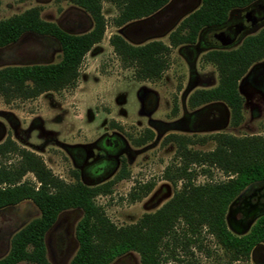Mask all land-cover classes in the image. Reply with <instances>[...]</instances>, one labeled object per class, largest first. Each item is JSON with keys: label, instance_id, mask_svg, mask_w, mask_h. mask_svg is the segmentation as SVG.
<instances>
[{"label": "rangeland", "instance_id": "obj_1", "mask_svg": "<svg viewBox=\"0 0 264 264\" xmlns=\"http://www.w3.org/2000/svg\"><path fill=\"white\" fill-rule=\"evenodd\" d=\"M199 6L200 0H170L151 17L118 28L113 24L117 8L102 1L106 21L104 36L84 56L74 87L47 91L34 98L6 100L0 94V144L10 142L9 153L0 157V164L16 165L20 157L11 149H23L38 155L52 175L66 184H73L76 176L89 187L113 182L110 192L96 196L95 203L116 227L135 225L169 202L186 183V179L175 176L180 168L187 167L194 186L233 178L213 165L186 166L177 145L167 138L182 137L188 141L185 143L187 151L209 153L215 149L213 137L218 134L264 137V58L252 64L237 83L243 100L238 125L231 124L229 109L222 102L195 108L188 105L194 91L212 89L218 84L216 68L204 62L203 55L212 49L238 47L245 37L264 28V22L226 47L210 43L214 28L201 29L194 44L170 50L168 67L158 80H137L134 67L123 62L108 42L110 36L119 35L135 47L152 41L168 45L169 34ZM31 8L39 10L43 21L54 23L69 34L81 35L93 26L90 16L67 0H0V21ZM241 10H232L227 21L234 12L243 14ZM200 37L203 38L201 43ZM60 58V45L55 39L26 33L16 42L0 48V69L53 65ZM105 132L122 137L129 146L124 152L131 156L124 179L116 180L121 173L118 170L101 179H95L90 173L81 174L73 162V156L80 159L79 154L73 152L72 156L71 149H65L74 144L87 145ZM149 133L152 138L141 146L135 147L131 142ZM21 181L38 185L30 172ZM150 185L149 191L142 194ZM261 187L264 182L249 185V190L246 188L228 207L225 223L233 235L242 236L252 226H240L244 220L242 212L248 208L246 202L254 203L250 196ZM263 213L264 209L258 216ZM38 215L31 201L0 209V259L7 254L13 234ZM81 216L78 209L65 210L47 232L46 257L50 264L70 263L77 250L75 228ZM173 231L175 233L164 239L160 247L166 259L162 264H264V245L255 247L247 260L232 261L229 252L205 227L191 236L180 220ZM110 264H140V255L131 251Z\"/></svg>", "mask_w": 264, "mask_h": 264}, {"label": "trees", "instance_id": "obj_2", "mask_svg": "<svg viewBox=\"0 0 264 264\" xmlns=\"http://www.w3.org/2000/svg\"><path fill=\"white\" fill-rule=\"evenodd\" d=\"M86 12L93 23L92 29L81 35L69 34L56 24L43 21L37 8L0 21V48L16 42L26 33L55 39L61 58L53 65L5 67L0 69V94L6 100L14 97L34 98L47 91L74 87L79 76V66L89 50L101 42L106 29L102 14V1L113 4L117 10L115 27L151 17L162 10L170 0H67ZM259 0H200L197 10L186 16L169 34L168 45L152 41L142 46H132L121 36L112 35L109 45L123 62L135 69L137 80H158L168 67L170 50L180 45H191L203 28L222 26L229 13L245 9ZM264 58V28L257 34L245 37L234 49H212L202 60L213 65L218 73V84L207 90L194 91L188 98L191 108L212 102H222L230 112L231 124L242 119L243 100L237 83L250 66ZM152 138L149 133L141 139L143 144ZM177 145L179 156L189 164L213 165L234 177L225 182L194 186L187 167L176 170L177 179H186L179 192L159 211L144 216L137 224L116 227L95 203L99 194H107L113 182L89 187L75 177L66 184L54 177L42 160L25 150H14L20 161L13 166L0 164V209L31 201L39 215L30 220L10 240L7 254L0 264H50L46 257L45 236L59 214L68 209H78L82 216L75 228L77 250L69 264H110L128 252L140 255V264H162L160 247L174 234V226L183 221L191 236L205 227L217 243L231 255L232 261H245L251 251L264 245V213L249 231L235 236L228 231L225 215L230 204L251 184L264 182V137H234L218 134L213 137L215 149L209 153L187 151L186 139L171 135L167 138ZM9 140L0 144V157L9 153ZM30 172L37 186L22 177ZM127 177L119 173L116 180ZM151 185L142 194L147 193Z\"/></svg>", "mask_w": 264, "mask_h": 264}, {"label": "flooded vegetation", "instance_id": "obj_3", "mask_svg": "<svg viewBox=\"0 0 264 264\" xmlns=\"http://www.w3.org/2000/svg\"><path fill=\"white\" fill-rule=\"evenodd\" d=\"M261 2H264V0L253 3L249 7L242 9L241 11L243 12V14L241 15V12L232 13L230 20L226 21L220 27H214L215 32L213 34L223 32L229 28H235L236 31L235 39L233 41L234 43L248 30L256 28L264 22V20H260L253 26H247L244 21L245 13L250 9L254 8L255 6L263 4ZM213 34L211 35V38ZM200 36H202V34ZM202 39L203 38L200 37V43L202 42ZM210 43H212L211 40ZM131 142H133V145L135 147L142 145L141 139H134L133 141L131 140ZM128 148L129 146L125 139L114 133L107 134L106 132L102 133L97 139L87 145L74 144L70 147H65V149H71V155L73 152L79 154V160H76V158H74V156L72 155L73 162L77 167L76 169L81 174H92L94 177H96L95 179H101L106 175L111 174L117 170L121 173L126 172V163L129 159H131V156L129 154H124V152H126ZM247 190H249V188H247ZM250 197L253 199L254 203H245V206H248V208L244 212H242V215L244 217V220L240 222V226L242 228L246 227L248 223L252 220H254V224V222L260 216H258V213L262 209H264V187L257 189Z\"/></svg>", "mask_w": 264, "mask_h": 264}, {"label": "water", "instance_id": "obj_4", "mask_svg": "<svg viewBox=\"0 0 264 264\" xmlns=\"http://www.w3.org/2000/svg\"><path fill=\"white\" fill-rule=\"evenodd\" d=\"M260 20H264V4L255 6L245 13L244 21L247 26H253ZM235 31V28H229L223 32L215 33L211 41L219 47L229 46L235 39ZM251 224H253V221L249 222L247 227H250Z\"/></svg>", "mask_w": 264, "mask_h": 264}]
</instances>
